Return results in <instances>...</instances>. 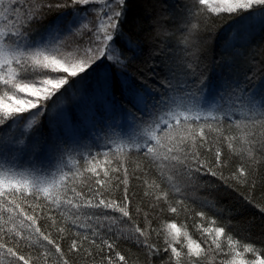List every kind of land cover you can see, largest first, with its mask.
I'll list each match as a JSON object with an SVG mask.
<instances>
[{"label":"snow or ice","instance_id":"6c2138e0","mask_svg":"<svg viewBox=\"0 0 264 264\" xmlns=\"http://www.w3.org/2000/svg\"><path fill=\"white\" fill-rule=\"evenodd\" d=\"M131 11L0 0V264H264V242L229 230L238 212L187 203L205 177L264 182V0H153L147 28ZM223 17L235 24L209 63L203 33Z\"/></svg>","mask_w":264,"mask_h":264},{"label":"trees","instance_id":"16d2710c","mask_svg":"<svg viewBox=\"0 0 264 264\" xmlns=\"http://www.w3.org/2000/svg\"><path fill=\"white\" fill-rule=\"evenodd\" d=\"M163 2L170 3L171 0H163ZM131 3L132 11L129 14L130 18L135 17L138 14L141 15L142 22L145 25V28H147L148 17L144 15V9L150 8L153 0H131ZM234 24L235 21L228 17L220 19L213 18L210 21L209 29L207 32L203 33V36L211 42L207 46V50L202 54V58H205L209 63L211 62V59L219 52L222 42L230 34V28ZM169 27L171 28L172 25H169ZM176 35L179 36L180 33H177ZM256 40L259 41L260 37L258 36ZM99 150L103 151L104 149L101 147ZM225 154L227 155V152ZM233 167H235V162L233 163ZM228 171V169H225V175L228 174ZM261 175H264V169L261 170ZM204 179L207 180L209 186L207 188L191 189L189 194L192 199L187 201V203H189L196 211L203 210L209 216H216L218 220H226L229 219V217L227 215L224 217L217 216L215 212L210 211L207 207H202L197 201V197H206L209 200L216 201L217 207L225 206L234 213L238 212L239 214H234L230 217L233 227L229 230L236 238L242 239L245 242H255L260 246V243L264 242V216L261 215L258 208L254 205L248 204L241 194L248 195L251 193L256 203L264 205V182H258L255 189L239 187V191H235L221 185L215 178L205 177ZM130 193H134V195L131 196L133 207L139 204L144 211H152L149 207V198L144 196L143 186L134 182L130 188ZM139 219L142 223V218ZM170 219H172V217L169 214L164 213L157 219H154L153 227H158L162 220ZM183 219L184 218L181 217V220ZM181 220H178L177 222L180 223ZM186 222L189 225V231H192L193 223H199L198 220L193 221L191 218ZM194 238H196L195 233ZM152 242L157 243L158 246H163L162 239L157 240L154 237ZM120 248L125 252L130 249L132 252L140 254L142 258V250L137 249L133 244L122 242ZM154 264H160V262L154 258Z\"/></svg>","mask_w":264,"mask_h":264},{"label":"rangeland","instance_id":"374dc122","mask_svg":"<svg viewBox=\"0 0 264 264\" xmlns=\"http://www.w3.org/2000/svg\"><path fill=\"white\" fill-rule=\"evenodd\" d=\"M234 26V25H233ZM233 26L230 28V30L233 28Z\"/></svg>","mask_w":264,"mask_h":264}]
</instances>
